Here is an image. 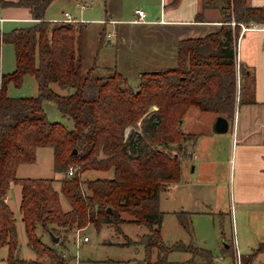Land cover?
<instances>
[{
  "label": "trees",
  "instance_id": "trees-1",
  "mask_svg": "<svg viewBox=\"0 0 264 264\" xmlns=\"http://www.w3.org/2000/svg\"><path fill=\"white\" fill-rule=\"evenodd\" d=\"M50 1L0 0L1 5L27 7L32 19L0 29V44L12 43L15 53L14 69L0 73V246L7 247L6 263L67 264L73 257L63 254L69 231L88 224L96 230L110 224L121 231L119 224L133 222L143 224L145 230L136 240L123 234L121 243H139L143 256L124 261L105 258L100 263H161L169 251L187 250L199 257L200 264H219L208 248L191 240H163L159 196L179 179L183 159L192 155L196 134L180 128L187 107L231 118L237 80L238 101L253 100L246 67L236 68L235 45L240 23L264 24V5L225 0L217 29L178 40L175 64L140 71L134 88L115 68L83 69L85 22L46 18ZM25 74L34 76L36 94H8V83L19 85ZM52 83L67 90L59 93ZM45 99L54 101L62 115L72 120V127L47 117L42 106ZM150 106L154 108L147 111ZM185 140L188 146L182 144ZM38 146L52 148V166L60 176H16L19 163L35 160ZM71 166L74 169L67 174ZM90 169L101 173L81 176ZM56 180L70 203L68 209L61 206ZM11 182L20 184L19 210L33 258L18 255L15 216L5 199ZM176 215L189 231V211H176ZM43 233L48 234L47 241ZM223 246L232 255L231 242ZM261 250L264 242L254 248Z\"/></svg>",
  "mask_w": 264,
  "mask_h": 264
},
{
  "label": "rangeland",
  "instance_id": "rangeland-1",
  "mask_svg": "<svg viewBox=\"0 0 264 264\" xmlns=\"http://www.w3.org/2000/svg\"><path fill=\"white\" fill-rule=\"evenodd\" d=\"M75 1L77 0H51L46 7L45 14L49 17L56 16L60 18L63 17V11L68 10L73 16L78 18L83 17V21L85 22L82 32V64L84 70L92 65H96L97 70L103 72L107 71V68H115L126 77L131 86L136 88L139 82L140 71L162 69L167 66L160 52L164 46L165 33L167 34L163 26H150L146 23L124 20L132 18L135 7L144 6L145 0H78L81 3H76ZM2 44L3 56L2 59L0 57V73L2 71H12L15 67V53L12 43L4 41ZM35 81L33 75L25 74L19 85H15L12 82L8 83L6 88L7 93L11 95L36 94L37 87ZM52 87L59 93L65 92L57 83H52ZM236 87L237 94L235 99L238 96V80ZM42 106L50 120L61 121L67 127H72V120L62 115L54 101L45 99L42 101ZM196 112L198 113H189L190 121L185 120L182 127L183 129H193L197 136L198 133L196 132L204 131L205 129L207 131L209 125L207 121H204L203 113L200 111ZM129 128L130 126L125 129V132ZM227 132H230V128L224 132L211 131L208 133L210 136H213L211 142L208 135L202 134L204 136L201 137L199 133L195 156H187L183 159L184 179L187 182L194 181L198 185L187 184V189L179 187L178 184L183 181V175L181 174L179 181L169 183L168 189L166 187L165 190L161 191L159 207L164 212L162 238L168 243L173 242L180 235L183 236L184 233L181 228H185L182 226L180 228L178 225L179 222H177L173 209L180 211V206L177 205L178 200L196 199L195 206L189 212V231L187 230L192 240L195 243L207 246L214 260L219 264H233L236 251L240 256L242 264H244L245 260L241 254L243 255L249 251L247 246L250 239L243 224L247 225L249 222L246 218H241L240 212H236V208L239 207L233 200V188L231 186L233 169H231L232 160L230 158L233 145L228 141ZM210 148H214V153H211ZM52 155L51 147H37L35 161L21 164L18 175L54 178L60 176V173L53 169ZM192 165H195V167L192 168ZM96 175H98V171L94 169L84 171L81 174L82 177H93ZM210 180H215L216 183H210L214 184L212 185L214 188L209 187L208 182ZM10 184L8 194L10 195L12 208L15 209L18 254L26 258L35 257L34 251L27 244L23 222L20 216L18 217V214L20 215L18 208L16 209L18 203L17 190H20V185L13 182ZM53 184L59 190L62 208H70V203L59 189L60 182L56 180ZM234 207L238 233L235 227ZM125 216L130 217L126 213ZM258 223L262 224L263 222ZM90 226L91 224L80 229L74 228L67 233L65 241L66 249L63 254L67 258L73 255L67 264H78L77 256H83L86 253L88 244L79 243V241L81 242V236L84 234L88 236V232L91 231L88 229ZM121 226L122 223L119 224L120 229L122 228ZM138 227L133 222L123 225L124 231L132 237L139 234V230L141 229ZM78 236L80 237L79 240ZM116 238L125 240L121 231L117 228L115 229L114 226L108 227L106 241L104 240L103 243L111 242V239L115 240ZM223 238L231 242L232 255L224 251ZM182 239L184 240L185 238L183 237ZM93 240L94 238H92ZM5 253L6 247L0 246V258ZM101 253L100 248L95 252V254ZM154 254H152V257H155ZM182 254L184 253L172 252L169 256L177 258ZM197 258L199 257L197 256ZM124 260L126 259L120 261ZM0 264H4L2 259H0ZM95 264L102 263L98 261Z\"/></svg>",
  "mask_w": 264,
  "mask_h": 264
},
{
  "label": "crops",
  "instance_id": "crops-1",
  "mask_svg": "<svg viewBox=\"0 0 264 264\" xmlns=\"http://www.w3.org/2000/svg\"><path fill=\"white\" fill-rule=\"evenodd\" d=\"M76 3H81L80 1H75ZM225 0H145L144 6H137L134 9V16L129 19L131 22L146 23L148 25L163 26L165 33V42L163 43V48L161 49V56L164 62H166V67L175 64V50L178 40L187 37H197L203 36L204 34L217 29L221 21V6L224 4ZM251 5H264V0H247ZM83 4V3H82ZM136 8H142L145 12L143 16V21H135L137 18ZM46 11V9H45ZM65 11V10H64ZM64 11L62 16L64 17ZM68 11V10H67ZM69 12V11H68ZM199 13L200 16H196ZM48 19H63V17H49L44 14ZM72 20H83V17H76L71 15ZM117 19V18H112ZM30 12L25 6L18 5H1L0 4V29H8L13 26L27 24L31 21ZM149 26V27H150ZM3 42L0 44V57L3 56ZM236 63L239 67L240 64L246 67V80L252 83V92L250 100L238 101V96L236 98L232 117L229 119L230 132L228 134V141L233 145L231 150V169H233V175L231 177V183L233 188V200L237 203L239 208H236L237 213H241V218H246L248 224L243 227L249 236L248 252L244 253L243 259L244 264H264V250L254 251V248L261 242H264V24H257L254 26H247L244 29L240 28V32L236 39ZM37 87V83L35 81ZM66 91V88H62ZM200 111L204 115V121L208 122V129L204 131L196 132L200 133V136L208 135L210 142L212 141V135L210 133L211 123L215 118V113L211 111H203L194 105H190L185 110L184 114L180 119V128L184 132H195L193 129H183L182 124L185 120H189V113L196 114ZM187 121V122H188ZM189 125V124H188ZM190 126V125H189ZM209 131V132H208ZM206 133V134H205ZM204 134V135H202ZM198 135L193 140L192 155L195 156L197 138ZM207 139V138H206ZM207 142V140H206ZM209 142V141H208ZM184 144L188 146L189 142L185 140ZM41 147V146H38ZM211 153H214V148H210ZM37 151V148H36ZM53 157V155H52ZM36 159V158H35ZM35 161V160H34ZM53 162V160H52ZM183 162V161H182ZM23 163H19L16 167L15 174L18 177H24L18 175L19 167ZM195 167V165H192ZM192 167V168H193ZM101 172L98 171V174ZM106 174L110 176L112 174V169L106 171ZM184 174L182 163L180 175ZM30 177V176H29ZM39 177V176H33ZM180 182L179 187H186L187 184L198 185L194 181L187 182L184 179ZM180 180V176L178 181ZM55 182V181H54ZM216 183L215 180H210L208 182L209 187H212ZM12 183V182H11ZM15 183V182H13ZM11 185V184H10ZM20 185V184H19ZM177 185V186H178ZM55 187V186H54ZM169 187V186H168ZM167 187V189H168ZM214 188V187H212ZM57 189V188H56ZM9 190V189H8ZM58 190V189H57ZM18 203L16 209L19 210L20 195L21 191L17 190ZM7 203L12 209L15 216V209H13L10 202V195L6 194L5 197ZM196 199L192 200H178L177 205L180 206V210L189 211L195 206ZM177 209H173V213L176 216L177 222L178 218L176 215ZM21 219V212L19 210ZM235 207H234V219L235 227L237 231V223L235 217ZM223 217V215H221ZM220 217V219H221ZM22 220V219H21ZM163 220V218H162ZM23 222V221H22ZM258 222H263L262 224ZM129 222H123L121 234H125L132 240H136L140 233L145 230L143 224L135 223L139 227V234L132 237L123 229V225ZM16 224V216H15ZM110 224H103L98 230L93 228L91 225L88 229V239L81 240L79 243H87L88 248L83 256H77L78 264H92V262L100 261L105 258L123 260L133 257L140 258L143 256V248L139 243H129L122 244L125 240L116 238L111 239V242L103 243L106 241L107 228L113 227ZM181 228V224H178ZM183 227V226H182ZM24 228V225H23ZM183 236L180 235L176 239H181L184 237V241H193L192 237L188 233L187 229H183ZM17 230V226H16ZM143 230V231H142ZM25 231V230H24ZM238 233V231H237ZM26 235V234H25ZM161 236H162V222H161ZM42 238L47 241L48 234L43 233ZM92 238L94 240L92 241ZM27 240V237H26ZM194 242V241H193ZM224 242H230L223 238ZM121 243V244H120ZM195 243V242H194ZM197 245L205 246L204 244ZM4 247H6L4 245ZM100 248L101 254H95L97 249ZM236 249V248H235ZM7 252V247H6ZM172 252L184 253L180 257H170ZM252 254V255H251ZM19 255V254H18ZM6 253L0 258L4 264ZM20 256V255H19ZM121 256V257H120ZM22 257V256H20ZM76 257V256H75ZM26 258V257H23ZM33 258V257H28ZM120 264H123L120 262ZM127 264H131L128 262ZM152 264H200L196 256H192L191 252L187 250H172L166 254V260L161 263Z\"/></svg>",
  "mask_w": 264,
  "mask_h": 264
},
{
  "label": "built area",
  "instance_id": "built-area-1",
  "mask_svg": "<svg viewBox=\"0 0 264 264\" xmlns=\"http://www.w3.org/2000/svg\"><path fill=\"white\" fill-rule=\"evenodd\" d=\"M135 11H136V14H137L138 16H137V18L134 19V20H135V21H143V16L145 15L144 10H143L142 8H136ZM63 20H72V19L70 18L69 12H68L67 10L64 11V17H63ZM231 23L234 24V21L232 20ZM254 25H257V24L252 23V22H251L250 24L240 23V27H241V29H244V28L247 27V26H254ZM236 68H238L237 63H236ZM73 169H74L73 166L69 167V168L67 169V174H71L72 171H73ZM79 239H80V237L78 236V240H79ZM81 239H82V240H87V239H88V236L84 234L83 236H81ZM235 251H236V249H235ZM233 264H242L241 259H240V256H239V254L237 253V251H236V255H235V259H234V261H233Z\"/></svg>",
  "mask_w": 264,
  "mask_h": 264
},
{
  "label": "water",
  "instance_id": "water-1",
  "mask_svg": "<svg viewBox=\"0 0 264 264\" xmlns=\"http://www.w3.org/2000/svg\"><path fill=\"white\" fill-rule=\"evenodd\" d=\"M152 108H154V106H150L147 111L151 110ZM145 114H146V112L142 115V117ZM228 127H229V119L223 114H216L214 120L211 123L212 131H214V132H224V131H226L228 129ZM71 151L75 152L76 149L73 147ZM107 210H110V208L107 207ZM51 237H52V239L54 241L58 240V236L51 235ZM224 245L227 246L228 243L224 242Z\"/></svg>",
  "mask_w": 264,
  "mask_h": 264
}]
</instances>
